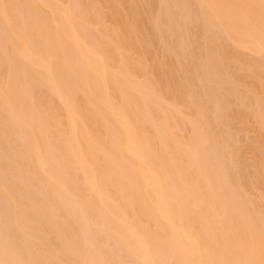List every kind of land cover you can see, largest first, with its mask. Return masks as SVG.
<instances>
[{"label": "bare ground", "instance_id": "6f19581e", "mask_svg": "<svg viewBox=\"0 0 264 264\" xmlns=\"http://www.w3.org/2000/svg\"><path fill=\"white\" fill-rule=\"evenodd\" d=\"M0 264H264V0H0Z\"/></svg>", "mask_w": 264, "mask_h": 264}]
</instances>
